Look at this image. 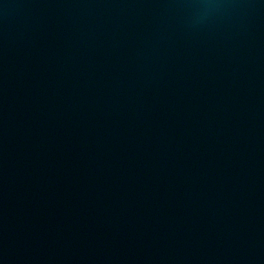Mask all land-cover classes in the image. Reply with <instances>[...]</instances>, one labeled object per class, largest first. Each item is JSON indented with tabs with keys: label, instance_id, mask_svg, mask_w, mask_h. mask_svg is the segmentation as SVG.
I'll list each match as a JSON object with an SVG mask.
<instances>
[{
	"label": "water",
	"instance_id": "95a60500",
	"mask_svg": "<svg viewBox=\"0 0 264 264\" xmlns=\"http://www.w3.org/2000/svg\"><path fill=\"white\" fill-rule=\"evenodd\" d=\"M0 264H264V0H0Z\"/></svg>",
	"mask_w": 264,
	"mask_h": 264
}]
</instances>
